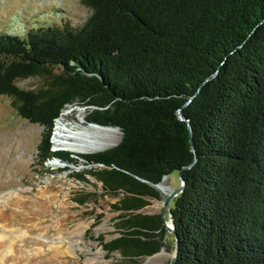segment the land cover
<instances>
[{"label": "trees", "instance_id": "obj_1", "mask_svg": "<svg viewBox=\"0 0 264 264\" xmlns=\"http://www.w3.org/2000/svg\"><path fill=\"white\" fill-rule=\"evenodd\" d=\"M81 1V25L0 33V96L45 127L40 159L91 166L74 176L118 197L119 235L105 250L132 263L165 246L162 213L141 210L160 198L155 184L183 170L173 264H264V0ZM28 78L38 85H18ZM73 106L119 127L120 141L53 150L55 122Z\"/></svg>", "mask_w": 264, "mask_h": 264}, {"label": "rangeland", "instance_id": "obj_2", "mask_svg": "<svg viewBox=\"0 0 264 264\" xmlns=\"http://www.w3.org/2000/svg\"><path fill=\"white\" fill-rule=\"evenodd\" d=\"M89 15L90 10L81 0H0V33L22 36L40 23L64 20L81 25ZM38 82V78H28L20 80L18 85L33 88ZM88 112L87 106L65 110L54 125L52 144L59 124L82 120L86 127L93 125L87 121ZM44 131L43 125L34 124L16 113L11 97L0 96V207L16 192L22 197H31L36 206L44 201L47 205L44 220L35 219L31 225L30 222L21 223L20 218L11 224L26 233L22 237L24 242L16 251L19 264H170L175 238L169 229L164 232L166 244L158 252L164 256L155 263L147 262L155 252L132 263L118 251L105 250L104 243L119 235L116 226L119 212L112 207L118 197L105 194L101 183L91 175H87L88 179L78 180L74 174L91 167L82 164L79 158L77 165L61 162L58 167L49 164L55 160L53 158L41 160L38 144ZM93 132L94 140L100 142L98 145H110L90 153L109 148L121 139V133L118 140L115 133ZM161 183H165V187H156L160 198L148 197L149 204L141 210L143 213L163 212L165 197L181 185L179 172H171ZM180 193L170 200L166 212L168 224H171L169 210ZM78 197H85L84 202H77Z\"/></svg>", "mask_w": 264, "mask_h": 264}, {"label": "bare ground", "instance_id": "obj_3", "mask_svg": "<svg viewBox=\"0 0 264 264\" xmlns=\"http://www.w3.org/2000/svg\"><path fill=\"white\" fill-rule=\"evenodd\" d=\"M82 123V120H80L72 124L57 125L54 138L55 149H66L73 152H90L110 145V143L98 145L100 142L94 140L95 135L93 130L115 133V138L118 140L120 138L121 131H119V127H101L95 124L86 127ZM49 164L56 167L62 165L58 160H52ZM160 185L165 187V183H160ZM41 195L44 196V193H41ZM1 197H4V195ZM4 201V205L0 207V221H2L0 222V264H6L8 261H11L12 264H19L20 262L17 259L16 251L21 243L24 242L22 237L26 233L16 227H12L13 225L11 226V224L20 218H22L21 223L30 222L31 225L35 219L44 220L43 217L47 205L44 201L40 206H36L32 202L31 197H22L18 192L8 196L7 201ZM163 256L164 253L154 254L149 257L147 262H158L162 260Z\"/></svg>", "mask_w": 264, "mask_h": 264}, {"label": "water", "instance_id": "obj_4", "mask_svg": "<svg viewBox=\"0 0 264 264\" xmlns=\"http://www.w3.org/2000/svg\"><path fill=\"white\" fill-rule=\"evenodd\" d=\"M178 115L180 116V118H182V119H184V120H186V121L188 120V117L186 118L184 115L181 114L180 111H178ZM188 121H189V120H188ZM90 123H91V124L98 125V126H101V127H105V125H101V124H98V123H95V122H90ZM188 127H189V130H190V137H191V140H192V142H193V139H192V138H193V134H192V128H191V125L188 124ZM53 159L58 160V161H60V162H65V163H69V164H71L70 162L65 161V160H63V159H61V158H58V157H54ZM178 172H179V175H180L181 185H180L177 189L171 191V193H170L167 197H165V199H164V209H163V212H162V217H163V219H164V222H165V224H166V227H167L169 230H172L173 232L175 231V223H174V220H173V218H172V213H171V211L169 210V216H170V223H171V224H168V223H167V219H166V212H167L168 207H169V205H170V200H172L173 197H174L175 195H177L178 193H180V192L184 189V186H185V180H184V178H183V170H178ZM167 176H168V175H165V176L163 177V179H165ZM163 179H162V180H163ZM161 182H162V181H161ZM161 182H160V183H161ZM160 183L155 184V187L158 186V188H162V186L160 185ZM175 239H176V241H175V249H174L173 257H172V259H171V261H170V264H173V263H174V261H175V259H176V256H177L178 238L175 237ZM158 252H159V251H158ZM158 252H156V253H158ZM156 253H155V254H156Z\"/></svg>", "mask_w": 264, "mask_h": 264}]
</instances>
